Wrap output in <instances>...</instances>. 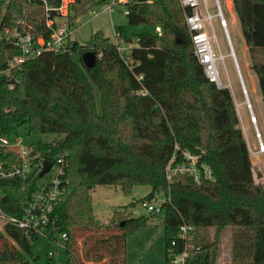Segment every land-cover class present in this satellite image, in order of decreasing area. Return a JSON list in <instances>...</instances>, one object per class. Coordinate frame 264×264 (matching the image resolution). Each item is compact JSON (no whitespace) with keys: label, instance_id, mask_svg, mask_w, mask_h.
Returning <instances> with one entry per match:
<instances>
[{"label":"trees","instance_id":"trees-1","mask_svg":"<svg viewBox=\"0 0 264 264\" xmlns=\"http://www.w3.org/2000/svg\"><path fill=\"white\" fill-rule=\"evenodd\" d=\"M46 1L58 6L61 0ZM232 2L264 107V0ZM108 4L77 0L68 14L71 28ZM126 6L130 26L155 28L124 38L125 43H137L127 56L98 31L85 44L70 39L67 52L44 53L0 76V135L17 137L26 127L30 136L53 137L33 144L42 166L30 176L0 180L1 210L21 217L34 195L50 186L57 159L64 157L66 192L53 214L47 241L68 236L65 264H126L127 237L150 220L115 213L108 224H101L91 196L97 185L120 186L125 195L135 185H148L152 190L142 203L164 195L159 214L164 219L167 264L169 242L185 224L193 228L197 248L191 264H216L226 232L231 264H264V182L255 180L232 91L206 77L180 0ZM20 21L26 22L20 31L50 38L41 0H0L1 35ZM88 52L97 56L92 68L83 62ZM18 53L0 39V70ZM184 152L199 156L213 179L197 184L185 175L169 182L166 167L173 157L182 161ZM45 162L53 169L41 177ZM40 240L3 223L0 264H53V257L43 261L35 251Z\"/></svg>","mask_w":264,"mask_h":264},{"label":"built area","instance_id":"built-area-1","mask_svg":"<svg viewBox=\"0 0 264 264\" xmlns=\"http://www.w3.org/2000/svg\"><path fill=\"white\" fill-rule=\"evenodd\" d=\"M41 1L45 4V22L47 28L51 31L50 38L35 37L31 32L20 31L19 26H26L24 21H20L17 27L13 29L7 28L4 30L5 37L1 35L0 39L7 40L19 53L8 59L5 69L0 70V76L16 69H21L25 63L35 60L44 53H65L69 50L73 29L70 26L68 14L71 6L77 0H61L58 6H51L46 0ZM212 1L214 2L216 13L211 11L208 0H180L182 8L186 12L185 20L192 40L194 54L203 66L206 77L214 82L218 88H222L223 84L217 63L223 62L224 64L225 59L232 58L247 96L221 0ZM130 2H136V0H109L107 10L110 13L114 12L117 5H127ZM92 13L96 16L98 11L94 10ZM126 13L127 15L129 14L128 9H126ZM217 18H219L226 36L229 47L227 54L221 51L215 34L214 20ZM156 31L161 33L159 28ZM117 45L120 51L119 44ZM247 102L250 106L248 98ZM251 119L256 127L253 113L251 114ZM256 133L259 139V152H264V143L257 128ZM20 141L18 137L9 138L0 135V180L27 178L39 164L42 166L41 162L37 163L36 161L38 158L37 153L33 157L31 156L34 149H22ZM7 153H10L12 158L4 160L2 156ZM15 157L18 162L13 160ZM67 166L68 162L64 157L58 158L55 164L56 172L50 186L34 195L33 199L26 204L21 217L9 216L0 208V222L17 226L29 238L37 236L48 240L47 230L54 226L53 214L66 192L65 181H63L62 176H64ZM185 175L192 177L197 184L202 183L203 180L213 179L211 168L205 162H202L199 156L192 155L189 152L183 153L182 161H178L176 157H173L166 167V176L169 182H173L177 177ZM158 196L159 194H156L151 201L142 203L148 213H161L163 201L160 202ZM1 197L2 192L0 191V200ZM0 231H2V227ZM193 232V228L186 224L180 227L177 236H174L169 242V264H191L190 259L194 256L193 251L197 249L192 244L194 239ZM67 240L68 236L63 234L61 240L54 243L64 249V242ZM49 256L53 257L54 253H50Z\"/></svg>","mask_w":264,"mask_h":264},{"label":"rangeland","instance_id":"rangeland-1","mask_svg":"<svg viewBox=\"0 0 264 264\" xmlns=\"http://www.w3.org/2000/svg\"><path fill=\"white\" fill-rule=\"evenodd\" d=\"M4 1L7 4L10 0ZM208 2L211 6V11L216 13L214 2L212 0H208ZM221 3L248 97L244 92L241 79L237 73V67L232 58L225 59L224 64L223 62H218L217 67L223 87H228L232 91L238 104L237 110L240 120H242V129L244 130L247 123L249 124L246 132L244 130V133H247L246 140L252 150H257L259 139L257 138L256 127L251 119V109L257 115L258 125L264 142V122L261 120L264 107L260 100L261 95L258 81L254 70L253 72L250 71L247 66L250 62L248 49L234 12L233 2L232 0H221ZM126 9L127 6L125 4H119L116 6L114 12L111 13L107 10V6L97 9L98 14L96 16L92 11L89 12L76 21V28L72 31L71 39L80 44H85L91 39L93 34L102 31L112 42L119 44L121 54L127 56L129 49L134 46L136 47L137 43L136 40H133L132 43H125L124 38L134 39L135 33L143 31L154 32L155 28L151 26H130ZM214 29L221 51L227 54L229 47L219 18L214 20ZM117 33L120 34L121 38L116 37ZM256 87L258 94L255 89ZM247 98L251 107L248 105ZM17 137L21 140L20 146L22 149H33V144L38 141L48 142L53 139L51 136H42L41 138L30 136L26 127L19 129ZM251 156L252 162L255 164V180L264 182V153L259 155L251 153ZM151 190V187L148 185H135L132 188L131 194L125 195L120 186L97 185L91 191L94 214L101 224H108L115 216V213L125 214L130 218H140L143 216L150 218L147 225L134 231L127 237L126 264H167L163 216L160 214H149L140 201L147 197L151 193ZM164 199V195L159 194L158 200L162 202ZM2 225L3 223L0 222V228ZM229 236V232H226L223 236L220 256L216 264H231ZM35 251L42 256L43 261L48 259L50 253H54L53 264H65L64 249L44 238L36 244Z\"/></svg>","mask_w":264,"mask_h":264},{"label":"water","instance_id":"water-1","mask_svg":"<svg viewBox=\"0 0 264 264\" xmlns=\"http://www.w3.org/2000/svg\"><path fill=\"white\" fill-rule=\"evenodd\" d=\"M134 1V0H133ZM150 0H136V2L143 3V2H149ZM177 41L181 42V38L177 37ZM83 62L88 68H92L97 64V56L93 52H88L83 55ZM35 155V151L31 153V156L33 157ZM52 163L50 162H45L43 165V168L39 175L42 177L49 173L52 169ZM261 176V175H260Z\"/></svg>","mask_w":264,"mask_h":264},{"label":"crops","instance_id":"crops-1","mask_svg":"<svg viewBox=\"0 0 264 264\" xmlns=\"http://www.w3.org/2000/svg\"><path fill=\"white\" fill-rule=\"evenodd\" d=\"M116 37H118V38H121V36H120V34L119 33H117L116 34ZM247 66H248V69L250 70V71H252L253 72V67H252V65H251V63L249 62L248 64H247ZM256 89V92H257V87L255 88ZM257 94H258V92H257ZM261 100V99H260ZM261 102H262V100H261ZM237 103V102H236ZM237 107H238V104H237ZM238 109V108H237ZM264 109V108H263ZM252 113H253V115L255 116V120H256V128L258 129V131L260 132V135H261V138H262V134H261V130H260V127H259V125H258V118H257V115H256V113H255V111L254 110H252ZM262 119V122H264V112H262V117H261ZM243 121H244V119H243ZM241 122H242V120H241ZM242 125V124H241ZM248 123H247V126L244 128V130H245V132H246V130L248 129ZM244 127V126H243ZM244 130H243V132H244ZM247 134V133H246ZM246 134L244 133V135H245V138H246ZM262 141H263V139H262ZM264 143V142H263ZM248 145H249V143H248ZM249 149H250V154L251 153H253V154H256V155H259V154H263L264 152H259V146H258V149L257 150H252L251 149V147L249 146ZM251 160H252V156H251ZM253 163V170H254V167H255V164H254V162H252ZM255 171V170H254Z\"/></svg>","mask_w":264,"mask_h":264},{"label":"bare ground","instance_id":"bare-ground-1","mask_svg":"<svg viewBox=\"0 0 264 264\" xmlns=\"http://www.w3.org/2000/svg\"><path fill=\"white\" fill-rule=\"evenodd\" d=\"M254 116V115H253ZM255 117V116H254Z\"/></svg>","mask_w":264,"mask_h":264}]
</instances>
